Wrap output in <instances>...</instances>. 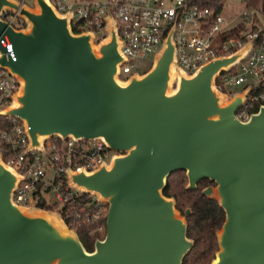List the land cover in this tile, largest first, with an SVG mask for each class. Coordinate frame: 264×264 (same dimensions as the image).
I'll return each mask as SVG.
<instances>
[{
    "label": "water",
    "instance_id": "1",
    "mask_svg": "<svg viewBox=\"0 0 264 264\" xmlns=\"http://www.w3.org/2000/svg\"><path fill=\"white\" fill-rule=\"evenodd\" d=\"M35 3L29 10L0 0V40L8 38L14 56L5 59L0 45V67L20 80L1 115L26 124L30 148L52 135L100 137L118 154L94 171H68L71 185L108 205L105 234L92 250L61 217L65 228L37 212L45 210L13 203L19 175L0 160V264H181L193 240L175 200L162 193L175 171L185 172L187 189L204 179L215 184L201 191L225 212L209 264H264V105L240 121L243 95L228 99L214 87L244 49L191 76L175 68L170 92L169 35L147 71L121 81L113 23L95 50L91 32L73 33L69 14L48 0ZM5 8L25 28L6 21Z\"/></svg>",
    "mask_w": 264,
    "mask_h": 264
},
{
    "label": "built area",
    "instance_id": "2",
    "mask_svg": "<svg viewBox=\"0 0 264 264\" xmlns=\"http://www.w3.org/2000/svg\"><path fill=\"white\" fill-rule=\"evenodd\" d=\"M230 1L52 0V5L62 14H69L72 29L91 32L96 41L109 35L108 25L113 23L124 58L117 71L121 81L144 73L139 71V61L151 58L152 65L168 35L174 45V67L185 76L195 74L216 58L244 49L234 64L217 74L214 87L228 99L234 94L243 95L235 117L247 121L264 105V0H235L234 7ZM2 17L12 25L17 15L4 11ZM0 45L7 50L5 59L10 56L14 60L6 36ZM230 86H239L240 90H227ZM19 89V78L0 67V115L13 105ZM8 117L9 127L0 129V160L19 175L11 201L36 207L42 197L47 204H54L58 213L65 209L68 215L80 218L85 213L98 221L103 209L97 207L90 214L80 205L78 198L83 191L68 182V171H94L109 165L118 152L100 137L59 135L46 136L39 147L30 148L26 124ZM93 197L97 203L105 202ZM103 227L99 224L97 229Z\"/></svg>",
    "mask_w": 264,
    "mask_h": 264
},
{
    "label": "trees",
    "instance_id": "3",
    "mask_svg": "<svg viewBox=\"0 0 264 264\" xmlns=\"http://www.w3.org/2000/svg\"><path fill=\"white\" fill-rule=\"evenodd\" d=\"M12 25L15 28H23L25 23L23 22L20 25L12 23ZM72 30L73 33H78L75 27ZM9 125L10 118L0 115V129H6ZM179 172L184 171H175L167 177L162 193L166 197H172L175 200L176 209L186 218V235L193 240L181 264H209L218 249L217 231L224 222L225 212L216 198H209L201 192L205 181L213 182L204 179L198 182L195 189H187L185 176L181 178L174 177ZM78 199L80 205L84 206L90 214L97 207L103 209L101 218L95 221L91 217L85 216V213L77 218L68 215L65 209L60 210L59 215L70 228L75 230L85 248L92 250L96 238H102L105 234L108 205L106 202L97 203L93 195L86 192L81 193ZM36 207L44 210L56 208L54 204H47L42 197L39 198ZM186 209H190L188 215L185 214ZM99 224L104 225L102 232L97 229Z\"/></svg>",
    "mask_w": 264,
    "mask_h": 264
},
{
    "label": "rangeland",
    "instance_id": "4",
    "mask_svg": "<svg viewBox=\"0 0 264 264\" xmlns=\"http://www.w3.org/2000/svg\"><path fill=\"white\" fill-rule=\"evenodd\" d=\"M15 1H17L20 5L24 6L25 8H27L29 10H37L38 9V7H37V5L35 3V0H15ZM48 1L52 5V0H48ZM67 1H75V0H67ZM235 2H236L235 0H231L230 1V5L231 6L232 5H235ZM232 7H234V6H232ZM4 11L7 12V13H10V14H13V15L14 14L17 15L16 12H13L9 8H5ZM57 13L60 14V15H62V13L59 12V11H57ZM23 22L25 23V20L23 18L19 17L18 15H17V18L15 19V21H13L14 25H20ZM24 28H25V26H24ZM92 42H93L94 49L96 48L95 50H97V45H98L97 42L98 41L93 40ZM151 61H152L151 58H148V59H144V60L139 61V64L141 66V68H139L140 69L139 71L140 72L146 71L149 68V66L151 65ZM174 88H175V83H172L170 85V87H169V91L172 92L174 90ZM227 90L237 91V90H240V87L239 86H230ZM183 176H185V178L187 179V176H186L185 172H179V173H176L174 175L175 178H181ZM203 186L204 187L212 186L214 188L215 187V184L214 183H210L208 181H205L203 183ZM93 195H96V194H93ZM96 196H98V195H96ZM102 201H104V200H102ZM33 208L40 209V208H36V207H33ZM42 210H44V209H42ZM56 210H57V208H55L53 210H45V211H47L49 213H55L58 217H60L59 213ZM100 232H102V230Z\"/></svg>",
    "mask_w": 264,
    "mask_h": 264
},
{
    "label": "bare ground",
    "instance_id": "5",
    "mask_svg": "<svg viewBox=\"0 0 264 264\" xmlns=\"http://www.w3.org/2000/svg\"><path fill=\"white\" fill-rule=\"evenodd\" d=\"M170 75H171V81H170V83L171 84L172 83H175V80H176V71H175V67H174L173 64H171V66H170ZM42 139L43 138H41V140ZM37 212L46 215L47 218H49L53 223L58 224L61 228H65L64 227V224L62 223V221L60 220V218L55 213H48V212H44V211H37Z\"/></svg>",
    "mask_w": 264,
    "mask_h": 264
}]
</instances>
